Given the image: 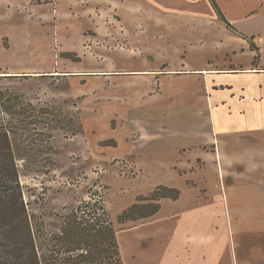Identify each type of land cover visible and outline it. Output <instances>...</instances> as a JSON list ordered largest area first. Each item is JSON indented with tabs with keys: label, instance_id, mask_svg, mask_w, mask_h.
Here are the masks:
<instances>
[{
	"label": "rangeland",
	"instance_id": "374dc122",
	"mask_svg": "<svg viewBox=\"0 0 264 264\" xmlns=\"http://www.w3.org/2000/svg\"><path fill=\"white\" fill-rule=\"evenodd\" d=\"M12 1L0 3V91L37 108L12 134L32 218L53 232L101 199L125 264L183 261L184 234L190 252L224 237L243 151L264 160V0ZM34 2L52 16L28 13ZM165 186L179 198L120 220L175 194ZM186 216L196 226L179 230Z\"/></svg>",
	"mask_w": 264,
	"mask_h": 264
},
{
	"label": "trees",
	"instance_id": "16d2710c",
	"mask_svg": "<svg viewBox=\"0 0 264 264\" xmlns=\"http://www.w3.org/2000/svg\"><path fill=\"white\" fill-rule=\"evenodd\" d=\"M210 1L217 8L214 0ZM227 25L231 26L229 22ZM36 109L31 101L0 91V113L12 115L8 121L0 117V264H125L117 230L101 199L92 197L60 214L53 232L30 215L15 156L17 142L14 143L12 134L17 133L18 123H33L30 119ZM160 189L173 190L175 194L154 192L149 197L152 200L149 212L136 214L133 206L120 220L152 217L159 212L162 197L179 198L176 188Z\"/></svg>",
	"mask_w": 264,
	"mask_h": 264
},
{
	"label": "crops",
	"instance_id": "0c3cea01",
	"mask_svg": "<svg viewBox=\"0 0 264 264\" xmlns=\"http://www.w3.org/2000/svg\"><path fill=\"white\" fill-rule=\"evenodd\" d=\"M0 3L7 4L8 7L10 4H14L12 0H0ZM19 3L20 5L24 4L25 0H21ZM24 8L28 13L29 9H32L38 10V13L45 12L52 16L50 7L45 4L40 5L34 2L29 5L26 3ZM26 20L29 21L27 18ZM241 158L243 168L239 171V178L235 185L226 191V201L234 219H239L238 224L230 216L231 223L225 230L224 237H213L212 239L207 236H202L205 237L204 239L196 237L195 242L198 246L193 248L192 252L188 250L187 245L194 244L185 239L186 234H184L183 237H180L179 242V258L181 254L183 261L176 260L178 254L173 253L172 248L168 251L170 255L168 258L172 256L176 260L175 264H185L184 261H188L190 256H192V260L189 261H193L192 264H200V259H204L202 264H215L220 261L222 264H264V172H259L264 170V166L254 167L257 163H263L264 160L259 156L249 155L248 150L245 151V154L243 151ZM183 214L187 215L188 211ZM195 226L190 217L186 216L185 221L179 223V230ZM199 239L205 240V242H201ZM221 249L222 254L219 253Z\"/></svg>",
	"mask_w": 264,
	"mask_h": 264
}]
</instances>
